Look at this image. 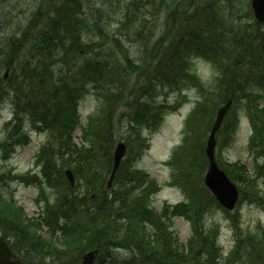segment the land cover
Masks as SVG:
<instances>
[{"label": "trees", "instance_id": "trees-1", "mask_svg": "<svg viewBox=\"0 0 264 264\" xmlns=\"http://www.w3.org/2000/svg\"><path fill=\"white\" fill-rule=\"evenodd\" d=\"M225 8L216 0H196L185 6L178 2L175 13L166 20L171 40L167 73H163L161 65L159 74L152 68L137 74V79L145 81L136 83V80H131L130 84L134 86L130 88L129 95L124 94V82L120 79L126 69L119 64L116 54L111 58L103 56L102 46L94 43L92 47L97 50L86 57L79 44L81 27L97 30L100 18L91 14L92 24L85 23L82 16H78L67 25L69 33L66 30L60 33L59 25L51 19L53 15L34 12L23 31L28 32L30 25L43 16L48 26L42 31L44 40L41 42L35 36L33 47L24 44L15 47L7 43L1 49L0 71L10 69L7 79L0 76L3 82L1 93L5 90L10 97L13 119L5 124L6 136L0 140V151L5 158L13 148L26 144L30 138L28 130L44 132L50 139L37 153V163L42 164L41 176L37 178L32 174V184L39 188V210L32 214V218L25 216L23 206L14 197L7 198L0 191V236L22 264H81L83 253L92 249H98L94 264L106 261L110 264H248L249 257L254 254L262 258L258 264H264L261 248L264 228L251 233V229L245 231L234 226L235 249L225 253L217 244L215 227L206 226L204 216L210 204L214 203L212 207L222 209L227 218L235 222H240L238 213L222 208L208 189L201 190L204 195H199L203 204H195L188 190L190 183L186 173L189 161L192 158L193 162L197 154L207 161L204 143L213 117L220 104L232 98V107L223 119L217 138L227 130L228 141L225 144L233 139L238 124L237 110L232 118L230 114L236 99L237 104L240 103L245 112L247 110L253 123L249 147L253 152L256 177H248L246 165L240 162L220 158L219 163L228 174L231 170L232 174L239 171L236 174L245 187H238V202L245 193L248 201L260 205L264 202V190L256 182L258 176L264 177V106L258 100L261 95L257 91L264 90V35L259 43L252 45L251 55L257 59L250 63L247 76L237 70L235 63L231 64L228 80L233 90L229 95L219 92L217 96L208 98L213 92L212 86L203 83L188 64L187 71L182 68L183 61L192 55L203 57L220 68L221 60L217 56L223 48V39L215 38L213 33L224 26L231 30L245 28L246 39L253 40V33L249 36L248 27L242 22L224 18L227 15ZM61 10L66 9L63 7ZM214 10L216 19L212 15ZM179 11L183 16H176ZM258 25L261 24L258 22L253 26V31ZM22 49L23 53H20ZM79 51L84 52L83 58ZM106 52L113 53L110 50ZM68 54L77 55L78 60L68 63ZM54 57L59 58L57 61L63 59L58 69L51 61ZM157 59L155 56L150 62ZM226 63L231 62L227 59ZM132 67V72L136 73L141 69L139 63H133ZM222 72L220 77L216 75L214 85L217 79L220 83L224 79ZM158 87L166 88L165 93H177L176 99L158 101L155 98V94H160ZM194 87L199 90L200 99L185 119L181 143L168 161L171 169L169 184L178 186L185 194V200L173 205L164 203L158 210L151 204V196L160 189V184L146 171L135 167L134 161L148 147L144 131L157 129L164 114L178 109L184 102L183 91ZM91 88L97 89L100 102L97 112L82 123L78 103ZM210 100L213 101L206 118L202 114V106ZM123 104L126 107L124 112L118 110ZM115 115L118 116L116 119ZM259 118L260 124L257 122ZM229 120L231 128H226ZM77 129L78 142L74 139ZM115 131H121L119 139L114 137ZM119 140L125 142L127 150L111 187L107 188L113 148ZM199 145H202V150L197 148ZM196 148L195 155H191V150ZM64 167L72 169L75 185L65 177ZM5 176V173H0V180L3 181ZM15 176L23 182L27 178L22 174ZM190 179L193 184V177ZM48 189L52 190V199L47 195ZM178 215L191 222V234L184 243L179 241L173 229L174 218ZM45 228L52 236L59 233V239H44L39 232Z\"/></svg>", "mask_w": 264, "mask_h": 264}, {"label": "rangeland", "instance_id": "rangeland-1", "mask_svg": "<svg viewBox=\"0 0 264 264\" xmlns=\"http://www.w3.org/2000/svg\"><path fill=\"white\" fill-rule=\"evenodd\" d=\"M88 1L89 4L81 5L78 10V16H82V19L87 24L93 23V19L89 14L96 18H100L98 22L103 24V30L100 34H94V30L89 34L85 31V34L87 35L84 33L78 34V39H80L79 44H81L82 50L86 52V57H88L92 51L95 52L97 50L92 47V43L95 42L102 46L103 56L111 58L113 54H116V58L120 60V63L118 61L116 62L124 66L126 69L125 73L120 76V79L124 82L123 91L125 95H129L131 92L130 88L134 86L130 84L131 80H136V83L145 81V79H137V74L141 72L144 73L151 68L159 74L161 71V65H163V73H167L168 69L166 67L169 66L168 58L171 40L167 32L166 20L171 18V15L175 13L178 2H182L184 6L185 4L196 2V0ZM67 2L68 0H0V22H2L3 25L2 27L0 24V33H2L0 34V41L7 42V39L14 34L23 37L24 35L34 37L38 29L43 31L47 29L48 26H46L45 20L42 16L30 25V30L28 32L23 31V29L28 26L31 15L37 11L44 16L48 14H57V10L63 9ZM216 3L223 4L226 7L227 15L224 17L226 20L234 21L235 23L242 22L243 25L248 27L249 36L253 33L254 38L251 41L249 38L246 39L245 28L231 30L227 28V26H224L220 31L213 33L215 38L222 37L223 39V48L217 56L218 60L219 58L221 60L220 68L218 65L215 67L205 58L197 57L196 55L189 56L183 61L182 68L184 71H187L186 69L188 67L190 70L192 68L205 84L212 86L213 92L209 94L208 98L217 96L219 92L224 94V96L231 94L233 87L228 80L231 64L235 63L237 70L242 71L243 76H247L250 63L255 62L257 59L255 55H251L252 45L259 43L260 37H263L264 35V22L260 23L261 25H258L255 31L252 29L255 28L253 26H256L258 22H256L253 13H251V0H216ZM218 8L219 7L216 6V9ZM191 9L192 8H190L189 11H191ZM215 12L216 11L214 10L212 13L213 17ZM176 16H183V14L179 11ZM216 18L214 17V19ZM195 19L196 16L193 22H195ZM177 32L178 30L174 31V33ZM233 45H235L234 48H232ZM107 50H110L113 53H108L106 52ZM80 52L82 53L83 58L84 52L79 51V53ZM67 56L70 57L68 58L69 60L74 62L78 60L77 55L68 54ZM155 56L158 59L150 62L151 58ZM129 58L135 60V62L129 60ZM160 58H162V60H160ZM227 59L231 62L230 64L226 63ZM54 60V58L51 59V61ZM133 63H139L141 65V69L138 73L132 72ZM187 64L188 67L186 68ZM221 68H223L224 72H222ZM219 70L222 72L224 79L221 83L220 80L217 79L216 84L214 85L216 75L218 74V77L221 75ZM3 72L4 69L0 71V76H2ZM105 72L106 69L103 67V73L105 74ZM105 75H103V77ZM194 88L183 91L186 97L183 104H181L177 110L165 113L163 120L157 129L151 131L145 130L144 133L148 138L149 145L138 159L134 161L135 167L149 172L161 184L160 190L151 196L152 205L156 209H160L164 202L175 204L178 201L182 202L185 200V194L178 186L167 184L168 180H170V167L166 164L165 160L170 157L174 147L180 143L184 120L193 106L197 103V100L200 99L198 95L199 90ZM157 89V92L160 94H155V98L158 101L171 102L177 97V93H165L166 88L158 87ZM2 90L3 89L0 90V140H3L6 136L4 122L13 117V108L10 97L5 90L1 93ZM96 90L91 88L89 92L86 91L87 93L79 103L78 110L82 120L87 119L89 116L94 115L97 112L100 101ZM257 91L260 92L261 95L258 100L260 104L264 105V90L258 89ZM212 101L213 100H210L202 106V114L204 117H206V114L208 113L207 111L210 108L209 105ZM239 105L240 103L237 104V100L235 99V106L230 114V117L232 118L237 110V115L239 117V126L235 133L234 140L232 143L225 144L228 141L226 137L228 133L227 130H223L221 135L217 138L215 155L218 162L221 159H229L232 161L240 160L242 163H246L249 170V173L246 175L255 178L256 170L254 167V160H252V153L248 145L250 136L253 132V123L250 120L247 110L245 112L242 109L243 107ZM123 106L125 107L124 104ZM123 106H120L118 110L122 112H124V110L126 111V107L124 108ZM117 117L118 116L115 115L114 119ZM255 119H257V117H255ZM257 122L259 124L261 123L260 118ZM28 124L29 123L26 124L27 127L29 126ZM230 124L231 120H229L226 128H231ZM121 134V131H115L114 137L119 139ZM49 141L50 139L46 133L31 131L29 143L13 148L7 158H4L3 153L0 151V173L6 174L3 180L4 182L0 180V191L3 192L5 197L11 198L12 196L17 203L23 205L25 216L29 218H32V213L39 209L37 203L39 190L36 185L32 184L34 181L33 175L26 172L30 170H38V167L34 164L36 152L43 143ZM197 148L202 150V145H199ZM197 148L191 150V155L193 153L195 155ZM54 161L58 162L56 158H54ZM206 164L207 161L203 156L197 154L193 162L191 158L189 166H187L188 171L186 174L190 183L188 190L192 194L195 204L199 205L203 204L199 199V195H204L201 190L205 191V189H207L203 178L207 169ZM224 171L226 172V170ZM231 171H229V174L226 172L228 177L230 176L229 178L233 180L237 187L244 188V183L238 179V175L236 174L239 171H236V173L233 172V174ZM19 173H26L23 175H25V177L27 176L25 181L27 183H22L15 178V175ZM194 175L196 178L199 177L200 179L194 178ZM40 176H37V178ZM191 176L194 179L193 184L190 179ZM256 182L262 189H264V179L261 177L259 178L258 176ZM48 191L49 193H47V195L52 199V190L48 189ZM202 197L203 196H201V198ZM50 202L53 201L50 200ZM213 205H215V203L210 204L209 211L204 216V222L208 227H215L217 244L222 247L225 252L231 253L235 249L234 226H237L242 230L244 229L245 231L251 229L249 230L252 231L251 233H255L260 227L264 228V202L260 205L256 202L248 201V199H246V193L244 197L240 198L236 208L230 211V213H238V219L240 222L228 219L225 211L215 206L212 207ZM148 228L151 229V227ZM173 229L174 232L176 231L179 241L184 243L187 237L191 234V222L187 220L185 216L178 215L174 218ZM39 233L47 240L56 241L59 239V233H55V235L52 236L51 233L49 234L46 231V228L43 229L42 233ZM261 248L263 249L264 255V244L261 245ZM120 253L126 254V252L121 251ZM260 260H262V258L259 255L254 254V256L249 257L248 264H252L253 262L258 264ZM104 264L110 263L106 261Z\"/></svg>", "mask_w": 264, "mask_h": 264}, {"label": "water", "instance_id": "water-1", "mask_svg": "<svg viewBox=\"0 0 264 264\" xmlns=\"http://www.w3.org/2000/svg\"><path fill=\"white\" fill-rule=\"evenodd\" d=\"M252 7L255 13V16L259 20L264 21V0H252ZM21 40L18 38H14L12 43L15 45H20ZM5 73V77H6ZM231 100H228L223 106H221L217 112L216 119L209 133V137L207 139L205 153L208 157L209 167L204 175V180L208 188L211 190L212 194L216 197L219 203L227 209H233L235 202L238 198V190L236 186L228 179L225 172L221 170L214 158V149H215V134L219 129L224 115L227 110L230 108ZM125 153V145L122 142H119L114 150V158H113V167L112 173L109 178L108 184L111 183L112 178L114 176L115 171L117 170L119 163ZM68 177L73 183L74 179L72 173L68 170ZM97 254V250H91L86 252L82 256L81 264H93L95 257ZM0 264H21L18 259L13 258V253L11 249L8 247L6 242L0 237Z\"/></svg>", "mask_w": 264, "mask_h": 264}, {"label": "bare ground", "instance_id": "bare-ground-1", "mask_svg": "<svg viewBox=\"0 0 264 264\" xmlns=\"http://www.w3.org/2000/svg\"><path fill=\"white\" fill-rule=\"evenodd\" d=\"M87 4H89V1L88 0H69V7H68V9L67 10H60V11H58V13L57 14H51V19L52 20H54V21H56V23L59 25V32L61 33V32H64L65 30H66V32L67 33H69V23L71 22V21H73V20H76V19H78V10H79V8L81 7V5H87ZM33 22V21H32ZM68 25V26H67ZM102 26H103V24H101V23H99L98 24V26H97V30H94V34H96V33H98V34H100L101 33V31L103 30L102 29ZM85 31H87V34H89V33H91V32H93L92 30H90V29H86V28H80V32H79V34H85ZM0 34H2V33H0ZM87 34H85V35H87ZM35 36H36V38L38 39V40H40L41 42L44 40V34H43V32L41 31V29H38L37 30V32L35 33ZM35 36L34 37H31L30 35H28V36H26L25 38L23 37V36H18V35H16V34H14V35H11L8 39H7V42H3L2 40L0 41V51H2L1 49L2 48H4L5 47V45L7 44V43H11L12 42V40L14 39V38H18V39H20L21 41V43H20V45L21 44H24V45H28V46H31V47H33L34 46V41L36 40L35 39ZM80 40V39H79ZM2 42V43H1ZM38 43V42H37ZM95 43H97V42H95ZM12 44V43H11ZM92 44H94V43H92ZM13 45V44H12ZM14 46V45H13ZM22 52H23V49H22ZM21 53V52H20ZM43 55H45V53L43 52ZM10 58H11V56H10ZM68 58H70V57H68ZM66 59L67 60V62L69 63L70 62V60L69 59ZM54 61H53V63L55 64V69H58V66L60 65L59 64V62L61 61V60H63V59H60V61H57L59 58H57V57H54ZM65 60V61H66ZM120 61V60H119ZM63 66V65H62ZM61 67V66H60ZM59 67V68H60Z\"/></svg>", "mask_w": 264, "mask_h": 264}, {"label": "flooded vegetation", "instance_id": "flooded-vegetation-1", "mask_svg": "<svg viewBox=\"0 0 264 264\" xmlns=\"http://www.w3.org/2000/svg\"><path fill=\"white\" fill-rule=\"evenodd\" d=\"M68 4V3H67ZM66 5V4H65ZM68 8V7H67Z\"/></svg>", "mask_w": 264, "mask_h": 264}]
</instances>
